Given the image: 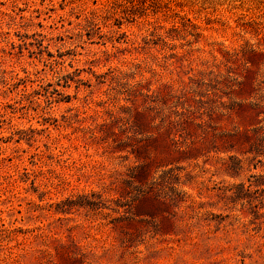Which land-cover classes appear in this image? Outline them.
Here are the masks:
<instances>
[{
	"label": "rangeland",
	"instance_id": "374dc122",
	"mask_svg": "<svg viewBox=\"0 0 264 264\" xmlns=\"http://www.w3.org/2000/svg\"><path fill=\"white\" fill-rule=\"evenodd\" d=\"M0 264H264V0H0Z\"/></svg>",
	"mask_w": 264,
	"mask_h": 264
},
{
	"label": "trees",
	"instance_id": "16d2710c",
	"mask_svg": "<svg viewBox=\"0 0 264 264\" xmlns=\"http://www.w3.org/2000/svg\"><path fill=\"white\" fill-rule=\"evenodd\" d=\"M259 53L257 51H251L248 56L246 57L247 64L248 63H255V58ZM247 67L245 75V78L240 82L242 87H250L253 84V79L249 76L250 73L253 72V69L250 65H246ZM259 103L256 104L253 108L258 107ZM188 119L184 120H174L171 119V115L166 116L164 118V136H165V142L163 145V153L166 155V158L164 159L165 162L167 161H175V159H178L182 157L183 155H186L189 153L190 150H185L179 145V141L175 139V134L178 130H185L187 127ZM178 155V156H177ZM150 166V163L143 164L138 168V172L134 173L132 177L134 178V181L142 182L145 177H143L144 174H146V168ZM142 196H138L137 200L140 201H146V191L143 190V192L140 194Z\"/></svg>",
	"mask_w": 264,
	"mask_h": 264
}]
</instances>
